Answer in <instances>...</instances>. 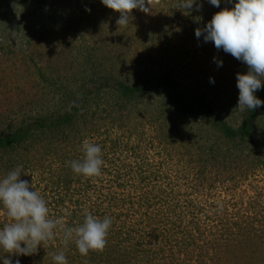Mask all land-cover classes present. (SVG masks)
Returning <instances> with one entry per match:
<instances>
[{"label": "rangeland", "instance_id": "1", "mask_svg": "<svg viewBox=\"0 0 264 264\" xmlns=\"http://www.w3.org/2000/svg\"><path fill=\"white\" fill-rule=\"evenodd\" d=\"M48 1L0 0L6 8L0 11V23L8 29L5 46H16L0 52V130L36 114L40 100L42 113L53 107L48 105L49 90L30 59L33 57L48 77L57 50L70 51V57L77 60L75 72L70 75L79 79L91 75L89 58L98 76L109 78L113 74L126 83H134L138 73L158 83L161 73H168L176 78L184 98L211 103L230 125L239 126L243 114L236 112V74H246L247 66L222 49L217 50L212 42H205L203 36H195L197 28H204L216 12L231 10L232 3L221 0L217 8L208 0H197L202 4L197 11L195 4L191 10H182L176 7L177 0H159L149 13L133 10L128 26L118 27L119 15L103 13L100 0H80L79 8L74 0L60 1L59 8ZM48 12L60 24L50 25L55 20L46 18ZM17 24L22 31L12 33L9 26ZM129 40L133 42L128 44ZM124 47H128V53ZM80 51L83 54L79 57ZM14 52L17 56L11 54ZM116 55L123 66L117 71L105 69V62L111 65L110 58ZM13 56L26 63H13ZM216 61H222V66L218 67ZM147 100L138 107L124 109L117 107L115 95H102L85 113L89 126L84 137L101 146L105 162L102 175L89 178L91 195L100 199V210L116 215V221L114 216L111 218L123 234L129 232L132 220L141 235L122 244L123 250L132 249L134 253L122 264H264V109L255 145L249 144L243 153L234 151L225 159L216 151L209 152L213 144H218L210 131L201 130L205 122H177L178 130L166 137L163 131L169 130L170 124L162 129L161 120L152 121L154 114L161 112L160 97ZM67 134L70 136V132ZM59 141L54 148L61 144ZM48 143L44 139V143L37 144V170L28 171L21 179L33 181V189L52 201L58 198L60 182L72 173L67 162L74 160L75 154L83 156V141L74 140L75 147L70 153L69 146L65 154L47 149ZM5 172L0 170V179ZM72 176L70 196L80 179L84 187L88 182V178ZM143 196L150 200L149 210V204L145 206L140 200ZM107 197L117 199L115 208ZM129 199L135 205H128ZM122 201L127 208L121 206ZM154 213H159L157 222L151 220L147 225L141 221L143 214ZM7 222L0 209V228ZM120 233L115 238L121 239ZM222 242L231 243L230 249H222ZM52 245L51 241L42 244L31 256L12 255V262L19 259L20 264H31L39 258L38 264H54L51 254L59 252V244L55 243V248ZM215 245L217 250L213 251ZM3 255L8 254L0 250ZM70 255L77 260L67 259L68 264L87 261L76 251L70 250Z\"/></svg>", "mask_w": 264, "mask_h": 264}, {"label": "trees", "instance_id": "2", "mask_svg": "<svg viewBox=\"0 0 264 264\" xmlns=\"http://www.w3.org/2000/svg\"><path fill=\"white\" fill-rule=\"evenodd\" d=\"M50 1L58 8L61 6L60 1L62 0H49L48 2ZM74 1L76 6L79 8V3L81 1ZM235 2H238V0H233V7ZM225 4H227V2ZM3 9L6 10V8L3 7L2 3L0 2V11ZM73 9L75 11L76 8L74 7ZM103 13H111L110 16L112 17L119 15L118 13L112 14L113 12H111V10L107 9L106 7L103 9ZM80 14L81 13L77 15L80 16ZM46 18L55 20L49 22L52 26L60 24V22L56 20L55 16L51 12H48ZM70 28L71 23L69 30ZM9 29H12V33L17 32V29L22 31L20 24L14 25V27L9 26ZM7 32L8 29L5 23L1 22L0 52L4 50L6 52L12 47L16 48L15 44L13 43L8 44L7 47L5 46L6 40L4 37H6ZM43 34H45V32H43ZM53 34L55 35V33ZM24 37L26 40H29L28 36ZM132 42L133 41L129 40L128 44H131ZM127 49L128 47H124V50L128 53ZM11 54L17 56L15 55V52ZM82 54L83 52L80 51L78 56L80 57ZM14 56L12 61L13 63H26L25 61L23 62L22 59H17V57L15 58ZM110 60L112 64L110 65L106 61L104 64L105 69L117 71L119 69H117L118 66H123L122 60L117 55L114 56V58L111 57ZM30 61L33 63L34 68H36L38 73L41 75L40 77L43 79L44 84L47 86V90L50 92H48V94L51 96V99L48 101V105L53 104V107H48L47 111L42 113L40 109L44 105H42V100H40L37 105L39 108L36 109V114L32 113L30 118H23L19 121V124L13 126V123H11L4 129L0 130V170H6L5 173L14 170L17 166H22L23 170L21 177L25 176L24 173H27L28 171L35 172L37 170L36 162L39 161V149L37 148V144L44 143V139L49 142L46 145L47 149L61 153L65 151L62 153L65 154L67 148L70 146L71 153V150L73 149L72 146L75 147L73 143L74 140L81 143L85 139L84 134L86 133V130L89 126V120L85 115L87 109L90 108L94 102L97 104L96 100L98 97L102 95L108 96L110 94L115 95L117 107L120 106L124 109H127L128 106H131L132 108L138 107L140 104H145L146 101H148L147 99L159 96L162 103V109L161 112L154 114L152 121L154 122V119L155 121L161 120L160 126L162 129L170 124L169 130L163 131L166 137L171 136V133L173 134V132L178 130V127L176 126L178 125L177 122L189 123L194 122L195 120H198L199 122H205L201 130L203 132L204 130L210 131L212 137L216 139L218 144V147L213 144L214 146L211 147L209 152H211V150L216 151L218 156L222 155L225 159L227 158V155L234 151L237 152L239 150L240 153H243L249 144L255 145V140L258 136L259 130L258 123L261 116V111L264 109V105L256 108L253 111H243L242 120L239 123V126L235 127L230 125L229 122L223 118L218 109L215 108L211 103L198 100H188L184 98L177 88L179 83L176 81V78L172 77L168 73H161L162 76L159 79L157 78L158 83H154V78L148 77L144 74L142 75L141 73L137 74L136 81L134 83H126V81H122L120 78H114L113 74H111V77L109 78L98 76L96 70L91 65V60L89 58L88 67L90 70H92L89 71L91 72V75H89V77L86 75V77L79 79L70 75V72L73 74L75 72V61L77 60L70 57V51L66 52L65 50H57L56 57L52 65V74L51 76L47 77L41 67L37 65L33 57L30 59ZM13 65H10V67ZM95 65H97V62H95ZM103 73L106 72L104 71ZM34 87L35 86L33 85V88ZM254 95L261 101H264V87H262L260 90H257ZM147 106H149V104H147ZM238 111L239 110L237 109L236 112ZM83 125L86 126L85 129H82ZM67 132H70V136L67 134ZM50 133L57 135L61 134V140L57 135L49 136L48 134ZM58 141L61 144L54 148L53 146ZM77 155L80 156L79 159H82L81 153H78L75 154L74 160H77ZM70 161L72 160L70 159ZM72 173H67L68 176L66 178L64 177V181L60 182V188L57 189L58 194L56 195L58 198L52 201L46 200L49 207L50 216L52 218L63 217L65 223L69 226H75L82 223L85 213H91L92 215L101 219L106 215L110 217L114 216L116 221L117 217L115 214L113 215V213L100 210L102 203L100 202V199H95V197L91 195V185L89 183V178L87 184L85 180L86 187L83 186V180L80 179L78 183L75 184L77 188L75 189L74 194L70 196V190H72L71 188L74 180ZM73 175L75 176L74 173ZM154 176L155 175L153 174L152 178H154ZM78 194V198L73 199L74 196H77ZM82 197H86V200H82ZM108 198H111L113 202V208H115L116 198L113 199L114 197H107V200ZM140 200L141 202H145V206L149 204L147 208L148 210L151 208L149 203L150 200L145 199L144 196L140 197ZM122 203L123 204H121V206L124 207L125 202L122 201ZM127 204L135 205L133 199H129ZM125 208L127 207L125 206ZM156 217H159V213L143 214L141 221L148 225L149 221L151 220L157 222ZM131 221L128 225L129 232H126L125 234L122 233L121 227L120 230L117 229L115 223L112 222V226L107 236V245L105 249L102 252H90L87 257H83L79 254L74 243H69L67 248H64L59 235L53 241H51V243L53 244V248H55V243H58L59 251L64 250L68 260H77L71 257L70 250H72L76 251V254H78L82 259L87 260L84 264H122L127 259L131 260L134 256L132 249L130 251H128V249L123 250L122 244L131 241L132 239L133 241L134 239H139L141 236L139 235L138 230L135 229V225H132ZM119 231L122 233L121 239L119 236L115 238V235ZM118 239H120L121 242ZM111 245L114 247L111 248ZM220 246L222 249H230L231 243L222 242L220 243ZM182 247L180 250H182ZM212 249L213 251L217 250L216 245L212 246ZM38 261L39 258H35L31 264H38Z\"/></svg>", "mask_w": 264, "mask_h": 264}, {"label": "clouds", "instance_id": "3", "mask_svg": "<svg viewBox=\"0 0 264 264\" xmlns=\"http://www.w3.org/2000/svg\"><path fill=\"white\" fill-rule=\"evenodd\" d=\"M107 9L119 14L118 27H127L133 19L131 13L138 9L149 13L159 0H100ZM217 8L221 0H208ZM233 0H227L232 3ZM202 9L197 0H177L176 7L182 10ZM90 11V9H85ZM195 36H203L205 42H212L217 50H223L247 66L246 74H236L239 90V111L255 110L264 105L254 93L264 83V0H238L229 10L216 12L204 28H197ZM215 60V58H214ZM222 66V61H216ZM214 84V79L210 78ZM70 110V109H69ZM82 159L67 162L75 175L93 178L102 175L104 160L99 144L85 139L82 143ZM22 166H17L0 179V209L8 218L0 228V250L8 255L0 256L3 264H13L11 256H31L42 244L60 236L63 247L74 243L79 254L87 257L90 252H102L107 245V236L113 219H102L85 213L83 222L75 226L65 223L63 217L52 218L47 201L33 189V181L22 180ZM27 176V173H24ZM54 264H68L64 250L51 254ZM15 264H20L19 259Z\"/></svg>", "mask_w": 264, "mask_h": 264}]
</instances>
